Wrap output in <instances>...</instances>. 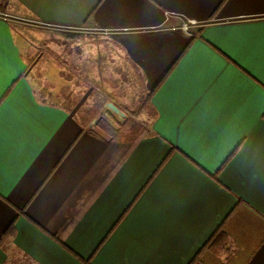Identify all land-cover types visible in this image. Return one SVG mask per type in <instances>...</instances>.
Instances as JSON below:
<instances>
[{"label":"crops","instance_id":"1","mask_svg":"<svg viewBox=\"0 0 264 264\" xmlns=\"http://www.w3.org/2000/svg\"><path fill=\"white\" fill-rule=\"evenodd\" d=\"M31 18L84 30L42 50ZM0 241V264H264V0H0Z\"/></svg>","mask_w":264,"mask_h":264},{"label":"rangeland","instance_id":"2","mask_svg":"<svg viewBox=\"0 0 264 264\" xmlns=\"http://www.w3.org/2000/svg\"><path fill=\"white\" fill-rule=\"evenodd\" d=\"M24 22H26L28 25L27 28L31 30V32L33 31L34 33L37 34V38H39L40 40H42V50L44 49V43L43 41L48 40V41H54L56 44V49H58L59 51L62 49V43L63 42H71L72 39H77L81 34L79 33L80 31L84 30L82 28H74V27H69V26H63V25H56V24H47V23H42L36 20H32L31 19H26ZM180 24H185V21H181ZM190 29V28H189ZM94 30V29H93ZM191 30V29H190ZM34 36V35H33ZM43 61V59H41ZM32 67V66H31ZM31 80L34 82V84L36 85V90L38 92V94L41 97L47 98V95L45 92L46 91H51V88L53 87L51 85V83H49V81H46V78L44 76V71L42 69L39 70L38 72H32L30 75ZM104 79H106L105 81L108 84H115L117 83V90L116 91H112V96L115 95L116 99L122 103L123 105H126L128 107V109L130 110L132 106L134 105H138V107L140 108H145L148 104H147V94H142V92H137V91H130V87L127 90V85L125 86L123 80L121 78H119V76L117 77V75H104L103 76ZM56 92V91H55ZM54 94L57 95L56 97H53L54 101L61 103L62 102V97L60 96L61 94L58 92H56ZM131 98H133V100H131ZM76 101V98H74ZM64 101V100H63ZM131 105H129L130 103ZM147 104V105H146ZM108 118V117H105ZM119 120V119H118ZM114 122V120L112 121ZM103 126H106L105 123H102V128Z\"/></svg>","mask_w":264,"mask_h":264},{"label":"built area","instance_id":"3","mask_svg":"<svg viewBox=\"0 0 264 264\" xmlns=\"http://www.w3.org/2000/svg\"><path fill=\"white\" fill-rule=\"evenodd\" d=\"M171 15H176V16L180 17L182 19V21L183 20L185 21V24H182L180 27L183 30H185L186 32H190L191 27L197 26L199 24L198 21H196V20L186 19V18H183L182 16L175 14V13H172V12H166V20H168ZM171 28L176 29L177 27L173 26Z\"/></svg>","mask_w":264,"mask_h":264},{"label":"water","instance_id":"4","mask_svg":"<svg viewBox=\"0 0 264 264\" xmlns=\"http://www.w3.org/2000/svg\"><path fill=\"white\" fill-rule=\"evenodd\" d=\"M105 108L112 112L118 119H124L126 114L123 112L117 105L113 102L108 101L105 105Z\"/></svg>","mask_w":264,"mask_h":264},{"label":"trees","instance_id":"5","mask_svg":"<svg viewBox=\"0 0 264 264\" xmlns=\"http://www.w3.org/2000/svg\"><path fill=\"white\" fill-rule=\"evenodd\" d=\"M153 92H150L149 94H147V104L149 103V101H150V97H151V94H152ZM146 104V105H147ZM143 108V107H142ZM12 229H13V224L7 229V231H6V233H5V235H4V237L5 236H7V235H10L11 234V232H12ZM0 243H1V241H0Z\"/></svg>","mask_w":264,"mask_h":264},{"label":"snow or ice","instance_id":"6","mask_svg":"<svg viewBox=\"0 0 264 264\" xmlns=\"http://www.w3.org/2000/svg\"><path fill=\"white\" fill-rule=\"evenodd\" d=\"M202 163V162H201ZM213 171H215V169H213Z\"/></svg>","mask_w":264,"mask_h":264}]
</instances>
